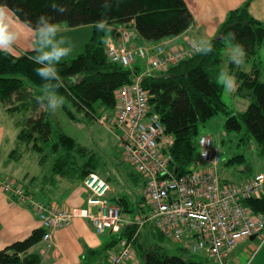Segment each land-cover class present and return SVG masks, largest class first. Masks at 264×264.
Returning a JSON list of instances; mask_svg holds the SVG:
<instances>
[{
    "label": "trees",
    "instance_id": "trees-1",
    "mask_svg": "<svg viewBox=\"0 0 264 264\" xmlns=\"http://www.w3.org/2000/svg\"><path fill=\"white\" fill-rule=\"evenodd\" d=\"M3 2L7 4L8 11L31 30L33 27L28 21H35L42 12L52 14L60 30L63 27H92L91 37L84 45L83 51L68 61L58 63V71L64 86L58 88L57 92L64 97L62 108L67 110L68 116H71V113L66 106L70 103L87 116L104 112L107 119L111 120L116 106L115 90L128 83L132 73L140 72L137 66L131 71L113 63L107 57L108 37L125 46L138 47L143 46L138 44L139 39L157 43L184 33L194 24L193 16L184 0H56L57 4H65L64 12L53 9L51 0H3ZM97 21L104 23V27L99 31L95 27ZM229 32L234 33L235 38L244 44L247 53L244 65H249L247 70L241 69L243 65H228L229 69L235 72L238 81L233 94L244 101L245 109L241 112L227 109L221 98L223 86L215 79L218 69L224 66L223 55L227 48L226 37ZM211 40L213 49L208 53L197 51L166 70L147 73L142 80L150 112L157 114L164 133L171 137V143L163 146L160 151L169 157L168 170L176 175L187 173L197 166L198 127L219 113L226 115L224 127L237 134L240 145L246 147V150L254 149L255 155L264 157V22L253 19L245 3L227 13ZM17 52L15 55L9 51H0V117L1 112H5L10 118L16 117L13 120L15 128L18 129L17 140L29 152L43 155L38 158L39 164L44 163L45 156L51 157L49 177L43 179L49 181L58 176L72 183L81 184L89 173L96 172L97 161L95 162L93 154H90L84 164L78 167L74 156L83 157L88 150L62 132L55 133V140L52 141V121L47 113L40 111L36 100V96L43 92L44 78L39 77L34 68L41 65L30 59L34 49ZM76 71H82L83 76L73 84L67 80V76ZM0 124H3L1 120ZM16 153L17 150L10 155L11 159L19 158V153L14 155ZM225 165L234 167L244 165L242 173H246L245 178H239L238 181L228 182L220 178L221 182L227 185H239L254 174H264L261 171L252 172L249 162L241 153L227 159ZM131 168L134 174H131L130 182L136 186L139 182L142 183L141 197L134 214L143 215L148 210L147 199L144 196L145 179L132 166ZM101 177L109 183L105 176ZM0 183H12L13 187H20L23 198L18 197L13 191L6 192L7 196L36 213L40 223V228L33 230L26 238L14 241L0 250V264H41L39 252L30 251L33 246L43 241L42 236L48 231L42 225L40 214H47V210L49 212L51 208L57 210L71 208L57 207L38 200L20 181L1 177ZM116 201L120 203L121 208L114 205L125 217L129 216L125 213H131L135 207H127L129 205L127 195L118 196ZM35 203L42 204L44 210H38ZM241 203L251 212L264 216V185L258 196L244 197ZM149 225L169 242L178 245L181 250L190 255H197L187 250L188 245L184 240H171L153 224H146L142 229ZM54 230L50 231V238ZM135 230L136 226H125L119 233L107 231L110 235L108 234L109 238L104 244L97 249L88 247L83 249L81 264H93L96 258L105 257V253L107 264L110 254L118 250L119 240L131 239ZM141 230L132 241L133 253L125 263L135 260L138 256L140 260H144V264H215L205 255H201L203 260L195 261L169 255L160 247L147 250L145 246L143 253L139 255L137 247L140 245L141 233H144ZM103 233L94 234L99 236ZM147 233L148 229L145 230V238ZM50 238L43 242H48Z\"/></svg>",
    "mask_w": 264,
    "mask_h": 264
},
{
    "label": "built area",
    "instance_id": "built-area-1",
    "mask_svg": "<svg viewBox=\"0 0 264 264\" xmlns=\"http://www.w3.org/2000/svg\"><path fill=\"white\" fill-rule=\"evenodd\" d=\"M106 51L113 63L126 69H132L137 61L144 62L148 68L131 74L130 81L115 90L116 106L111 120L104 114L97 118L103 126L105 121L109 128L116 129L124 160L145 179L147 213L127 218L121 215L117 206L107 201L109 186L103 179L92 173L83 181L88 193L86 208L100 210L99 217L89 215L88 222L95 234L118 233L125 226H136L131 239L119 240L118 250L110 254L107 264H124L131 258L132 241L146 224H153L171 240H184L190 253L205 255L215 264H227L238 243L254 236L258 245L248 248L243 263L251 264L264 242V216L251 212L241 200L261 193L264 174H254L239 185L222 183L216 169L220 158L213 150L211 138L204 135L198 137L197 166L184 174L171 173L168 170L169 157L160 151L171 143V137L164 133L157 114L150 112L147 92L142 87V80L149 71L166 70L196 53V45L188 42L186 47L170 50H164L160 45L126 48L113 40L107 42ZM11 184L0 183V188L5 193L13 191L23 198L21 188ZM35 206L44 210L40 203ZM71 214L70 210L55 208L47 210V214L41 213L42 225L48 230L42 240L50 238L51 230L70 226L74 220ZM113 214L115 224L107 220Z\"/></svg>",
    "mask_w": 264,
    "mask_h": 264
},
{
    "label": "crops",
    "instance_id": "crops-1",
    "mask_svg": "<svg viewBox=\"0 0 264 264\" xmlns=\"http://www.w3.org/2000/svg\"><path fill=\"white\" fill-rule=\"evenodd\" d=\"M184 2L194 19V24L189 29L176 37L167 38L157 43L144 42L139 39L137 41L138 44L143 46L147 45V47L159 44L164 50H169L181 46L185 47L187 41H193L196 43L200 36H206L209 39H212L215 37L217 29L224 21L227 13L237 9L245 3H247V10L251 17L256 21L264 22V0H184ZM8 20L12 28L19 33L17 40L12 42L13 50L9 52L17 55V51H29L34 49L33 44L35 43V37L33 30L20 23L9 11ZM132 30L133 29H131V31ZM223 58L225 62L226 49ZM137 62L140 63H136L134 67L137 66L140 71L141 69L143 70L146 68L144 62ZM146 69L148 70V68ZM98 124L104 128L99 122ZM112 135L118 145L117 132L116 135ZM3 141L4 133L0 131V151ZM20 156L17 159H11L10 155H8V160L3 168L0 169V178L5 177L10 180L22 182L38 200L44 203L57 207H68L71 209L85 207V200L88 193L83 189L82 184L72 183L69 180L58 176L53 177V179L49 181L48 179H43L44 177H49V172H40L39 174H33L27 170L20 172L18 171L17 165L23 156L26 158L29 155ZM40 156L43 155H37V159H35L37 164H39L38 158ZM44 158V163L39 165H44L47 159L51 160L50 156H45ZM30 160L32 159L30 158L26 161L28 162ZM122 160L124 161L123 158ZM95 173L98 174L97 172ZM141 187V182H139L138 186L130 182L125 188L127 191V200L129 202L127 207L135 206L132 208L131 213H125L126 215L131 217L136 215L134 214V211L136 210L139 198L141 197ZM113 195L116 197L118 193H114ZM114 196L113 198H115ZM39 228L40 223L36 213L31 211L28 207L20 205L10 199L0 188V250L14 241L23 240L33 230ZM144 229L141 231L145 233L147 228ZM106 238H101L95 235L87 220L76 218L68 228L54 230L51 233V238L48 242L40 241L33 246L30 251L39 252L41 255V264H81L83 249L85 247L97 249L108 240L107 236ZM246 240L249 241L248 246L245 247V250L247 249V251L249 247L258 245V243L256 245L252 244V241L256 240V238ZM243 242H245V240L240 241L238 245ZM258 251L260 252V256L258 255ZM234 253L227 260V264H243L247 252L242 256V262L239 261V257ZM256 254L253 261H255V264H260L262 257L264 256V242L261 244ZM93 264H106V253L105 257L96 258ZM125 264H144V260H140L137 256L135 260H130Z\"/></svg>",
    "mask_w": 264,
    "mask_h": 264
},
{
    "label": "rangeland",
    "instance_id": "rangeland-1",
    "mask_svg": "<svg viewBox=\"0 0 264 264\" xmlns=\"http://www.w3.org/2000/svg\"><path fill=\"white\" fill-rule=\"evenodd\" d=\"M60 31L65 35V43H72L74 45L72 53L61 60L68 61L76 57L83 51L84 45L89 42V39L91 37L92 27H63ZM107 39V42L109 41V43L110 41H113L111 37H108ZM125 47L130 48L133 46L126 45ZM144 47H147V45H145ZM248 67L249 65H243L241 69L247 70ZM145 70L146 68L139 71L142 72ZM221 98L226 104L229 111L231 110L234 112H241L245 109L244 101L233 94V90L229 91L228 89L223 87ZM68 105L69 106H66V108L69 109L71 116H68L66 114L67 110L62 108V104L55 111L40 108V111H44L45 113H47L48 117L52 121V141L55 140V133L62 132L65 135L73 138L80 146L84 147V149L88 150V152L83 154V157H78L76 155L74 156L78 167L84 164L86 159L90 157V154H93V160L95 162L97 161L96 172L103 177L105 176V178L108 179L109 185L111 187V192H107L106 199H108V202L110 204H116L119 206L120 203L116 201V197L126 195L127 191L125 190V188L130 183V176L132 173L134 174V171L128 163L122 160L117 141L112 135L115 132L114 130L116 129H113V131H109V129H105L100 126L91 115L87 116L82 110L71 106L70 103ZM1 113L2 116L0 117V120L3 122V124H0V131L4 133V141L1 145L0 151V169L3 168L4 164L8 160V155H13L15 150H17V153L14 155H17L18 153V155H29L26 158L24 156L22 157L21 161L17 165L18 171L21 172L23 170H27L33 174H39L40 172L48 173L51 160L47 159L44 165L37 164L35 160L37 159V155L29 152L27 149H24V146L17 140L16 136L18 133V129L15 128V122L13 120V118L15 119L16 117L14 116L13 118H10L5 112ZM94 115L98 116L99 114L94 113ZM225 119L226 115L223 113H219L213 116L204 124L198 127V133L196 136L198 138L199 136L204 135L211 138L213 149L218 153V156L220 158V162L216 166L219 177L223 180H227L228 182L238 181L239 178H245L246 173H242L245 169L244 165H241L239 167L237 165L235 167L225 165V161L227 159L233 157L234 154L240 153L246 157L252 172L261 171L264 173V157L255 155L254 149L246 150V147L240 145L238 143L237 134L225 129ZM104 126H107V124H105V121ZM197 138L195 139L197 140ZM196 152H199L198 145L196 146ZM30 158L32 160L27 162L26 160ZM236 171H238L239 173H237ZM83 189L85 190L86 188ZM93 190L96 191V188L93 187ZM97 192L99 193L100 191ZM114 193H118V195L115 197L113 195ZM113 196L115 198H113ZM86 207L87 200H85V207L80 209H69L72 213L71 215L73 219L81 218L87 220L88 222L89 215L95 217L100 216L99 209ZM122 212L125 213L123 210ZM107 220L109 223L115 224V214H113L111 217H107ZM147 229L148 233L146 238V235L144 233H141L142 236L139 241L140 245H138L137 247V252L139 255L143 253L145 246H147V250L154 247H160L169 255L181 256L183 258H189L195 261L203 260V257L200 254L190 255L186 251L181 250L178 245L169 242L165 237L156 232L152 226H147ZM108 234L110 235V233L105 231L102 235H99V237L106 238L107 236L109 238ZM244 240L245 242L236 247L234 253L239 257V261L241 262L243 261L242 256L245 252H247V249L245 250V247L248 246L249 243V241H247L246 239ZM257 243V240L252 241V244L254 245H256ZM258 255L260 256L259 251ZM252 264H255V261H252ZM260 264H264V256L262 257Z\"/></svg>",
    "mask_w": 264,
    "mask_h": 264
},
{
    "label": "clouds",
    "instance_id": "clouds-1",
    "mask_svg": "<svg viewBox=\"0 0 264 264\" xmlns=\"http://www.w3.org/2000/svg\"><path fill=\"white\" fill-rule=\"evenodd\" d=\"M51 7L58 12L66 10L65 4H57L56 0H51ZM8 10L7 4L0 0V51L4 52L13 50L12 42L17 40L19 35L9 23ZM28 23L33 27L35 37L34 54L30 59L41 65L36 66L34 71L39 77L44 78L43 92L36 96L38 107L55 111L64 99L63 95L57 92L58 88L64 86V81L58 71V63L72 53L74 45L65 43V35L60 32V26L54 21L52 14L42 12L35 21H28ZM95 27L99 31L104 27V23L97 21ZM226 39L228 41L226 60L224 66L216 72L215 79L224 88L231 91L238 86V81L235 72L231 71L228 65H244L247 53L244 44L235 38L234 33L229 32ZM196 49L198 52L208 53L213 49V41L206 36H200L196 42ZM82 76V71H76L68 74L67 80L74 84Z\"/></svg>",
    "mask_w": 264,
    "mask_h": 264
},
{
    "label": "bare ground",
    "instance_id": "bare-ground-1",
    "mask_svg": "<svg viewBox=\"0 0 264 264\" xmlns=\"http://www.w3.org/2000/svg\"><path fill=\"white\" fill-rule=\"evenodd\" d=\"M90 174H92V173H89V174L84 178L83 181H85V180L89 177Z\"/></svg>",
    "mask_w": 264,
    "mask_h": 264
},
{
    "label": "water",
    "instance_id": "water-1",
    "mask_svg": "<svg viewBox=\"0 0 264 264\" xmlns=\"http://www.w3.org/2000/svg\"><path fill=\"white\" fill-rule=\"evenodd\" d=\"M253 238H254V236H251V237H250V239H253Z\"/></svg>",
    "mask_w": 264,
    "mask_h": 264
}]
</instances>
